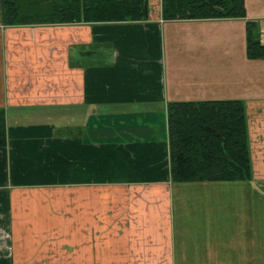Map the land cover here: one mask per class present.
Returning <instances> with one entry per match:
<instances>
[{
    "label": "crops",
    "instance_id": "1",
    "mask_svg": "<svg viewBox=\"0 0 264 264\" xmlns=\"http://www.w3.org/2000/svg\"><path fill=\"white\" fill-rule=\"evenodd\" d=\"M161 3L0 28V264H264V58L246 52L264 0L173 20ZM226 99L245 102L252 179L173 181L169 102Z\"/></svg>",
    "mask_w": 264,
    "mask_h": 264
},
{
    "label": "trees",
    "instance_id": "2",
    "mask_svg": "<svg viewBox=\"0 0 264 264\" xmlns=\"http://www.w3.org/2000/svg\"><path fill=\"white\" fill-rule=\"evenodd\" d=\"M150 0H0L4 25L144 20ZM164 19L246 16L245 0H162ZM247 22V55L264 58V43ZM173 181L252 179L245 102L186 100L168 104ZM5 110L0 109V145L6 144Z\"/></svg>",
    "mask_w": 264,
    "mask_h": 264
},
{
    "label": "rangeland",
    "instance_id": "3",
    "mask_svg": "<svg viewBox=\"0 0 264 264\" xmlns=\"http://www.w3.org/2000/svg\"><path fill=\"white\" fill-rule=\"evenodd\" d=\"M149 16H151L150 13H149ZM2 27H5V25H4V23H1V18H0V28H2ZM257 37H259L262 40L261 35L260 36L257 35ZM205 194L206 193L202 194V197L205 196ZM208 212H210V210H206L205 211V213H208ZM258 214L259 215L263 214V218L262 219H263V224H264V209L263 210H259ZM221 220H222L223 226H228L232 230H233V228H235V229L241 228V225L236 224L234 221H231V220L229 221V213H225V216H222V213H221ZM239 222L241 224H244L246 227H249V225H250L248 220H246V219H242Z\"/></svg>",
    "mask_w": 264,
    "mask_h": 264
}]
</instances>
